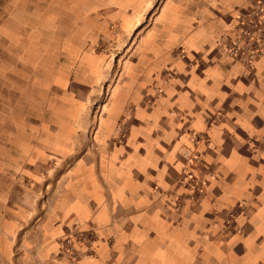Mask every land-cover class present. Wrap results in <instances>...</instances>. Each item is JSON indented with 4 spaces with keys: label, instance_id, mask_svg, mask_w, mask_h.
<instances>
[{
    "label": "crops",
    "instance_id": "crops-1",
    "mask_svg": "<svg viewBox=\"0 0 264 264\" xmlns=\"http://www.w3.org/2000/svg\"><path fill=\"white\" fill-rule=\"evenodd\" d=\"M252 2L62 8L51 85L67 91L29 146L0 95V264H53L75 227L94 239L77 264H264V53L249 69L220 45ZM194 169L205 191L176 209Z\"/></svg>",
    "mask_w": 264,
    "mask_h": 264
},
{
    "label": "rangeland",
    "instance_id": "rangeland-1",
    "mask_svg": "<svg viewBox=\"0 0 264 264\" xmlns=\"http://www.w3.org/2000/svg\"><path fill=\"white\" fill-rule=\"evenodd\" d=\"M77 1L17 0L15 8L8 11L4 7L6 1L0 0V61L5 67L0 76L4 83V87H0V95L4 98L1 110L5 111V121L11 130V124L20 121L23 146H29L35 137L31 127L39 130L45 126V110L67 91L52 88L51 80L61 61L56 37L61 29L62 8L71 14ZM65 24L72 26L70 18H66ZM3 31L9 37L1 36L5 34ZM14 110L21 118L14 119ZM31 113L38 115L37 122L30 119ZM52 262L58 264L55 260Z\"/></svg>",
    "mask_w": 264,
    "mask_h": 264
},
{
    "label": "built area",
    "instance_id": "built-area-1",
    "mask_svg": "<svg viewBox=\"0 0 264 264\" xmlns=\"http://www.w3.org/2000/svg\"><path fill=\"white\" fill-rule=\"evenodd\" d=\"M220 45L224 53L233 61L239 62L251 69L264 53V0H253L246 8L239 10L232 24V32L222 36ZM128 135L126 124L121 126V141ZM193 153V152H192ZM191 152L186 157L191 165L198 164L197 169L203 167L205 162L200 155ZM188 170L180 183L188 187L185 196L178 195L173 207L181 209L185 201L194 198V195L203 193L208 179L201 170ZM94 239L87 231L75 227L74 230L61 239V248L54 259L58 264H77V262L91 254Z\"/></svg>",
    "mask_w": 264,
    "mask_h": 264
}]
</instances>
